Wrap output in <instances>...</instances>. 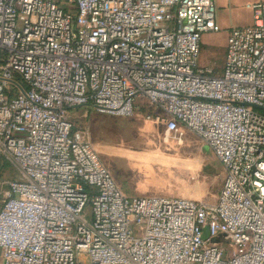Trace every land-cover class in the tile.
Masks as SVG:
<instances>
[{
  "label": "built area",
  "instance_id": "1",
  "mask_svg": "<svg viewBox=\"0 0 264 264\" xmlns=\"http://www.w3.org/2000/svg\"><path fill=\"white\" fill-rule=\"evenodd\" d=\"M247 8L216 73L214 0H0V156L20 174L0 264H264V1ZM84 106L200 137L216 201L126 195L71 120Z\"/></svg>",
  "mask_w": 264,
  "mask_h": 264
},
{
  "label": "rangeland",
  "instance_id": "2",
  "mask_svg": "<svg viewBox=\"0 0 264 264\" xmlns=\"http://www.w3.org/2000/svg\"><path fill=\"white\" fill-rule=\"evenodd\" d=\"M215 47L209 53V48L202 45L200 65H208L219 73L226 49ZM69 114L77 128L88 130L101 161L126 195L216 201L224 169L212 150L194 133L185 131L181 140L166 139L163 126L142 114L119 117L91 106L73 108ZM5 164L10 179H20L16 168L8 162Z\"/></svg>",
  "mask_w": 264,
  "mask_h": 264
},
{
  "label": "crops",
  "instance_id": "3",
  "mask_svg": "<svg viewBox=\"0 0 264 264\" xmlns=\"http://www.w3.org/2000/svg\"><path fill=\"white\" fill-rule=\"evenodd\" d=\"M263 1L264 0H214L217 32L204 35L202 45L209 48V53L214 52L211 51L216 48L215 46H224L226 49L230 30L235 27L249 26L253 22L252 13L247 8V4ZM205 67L209 66L205 65ZM6 162L7 161L0 156V208L7 191L5 182L11 180L6 171Z\"/></svg>",
  "mask_w": 264,
  "mask_h": 264
},
{
  "label": "water",
  "instance_id": "4",
  "mask_svg": "<svg viewBox=\"0 0 264 264\" xmlns=\"http://www.w3.org/2000/svg\"><path fill=\"white\" fill-rule=\"evenodd\" d=\"M209 237V230L207 227L203 230V239H207ZM217 241V239H214V242Z\"/></svg>",
  "mask_w": 264,
  "mask_h": 264
},
{
  "label": "bare ground",
  "instance_id": "5",
  "mask_svg": "<svg viewBox=\"0 0 264 264\" xmlns=\"http://www.w3.org/2000/svg\"><path fill=\"white\" fill-rule=\"evenodd\" d=\"M190 190V189H189ZM192 195H196V194H192ZM197 197V196H196Z\"/></svg>",
  "mask_w": 264,
  "mask_h": 264
}]
</instances>
